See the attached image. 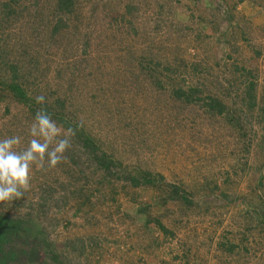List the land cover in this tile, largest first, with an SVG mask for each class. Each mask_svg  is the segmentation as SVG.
<instances>
[{
	"label": "rangeland",
	"instance_id": "obj_1",
	"mask_svg": "<svg viewBox=\"0 0 264 264\" xmlns=\"http://www.w3.org/2000/svg\"><path fill=\"white\" fill-rule=\"evenodd\" d=\"M60 1L0 0V139L76 129L0 264H264V0Z\"/></svg>",
	"mask_w": 264,
	"mask_h": 264
},
{
	"label": "clouds",
	"instance_id": "obj_2",
	"mask_svg": "<svg viewBox=\"0 0 264 264\" xmlns=\"http://www.w3.org/2000/svg\"><path fill=\"white\" fill-rule=\"evenodd\" d=\"M35 100L42 105L45 96L38 95ZM75 134L76 129H63L41 108L30 125L31 139L25 148H19L22 138L18 135L0 139V202L23 197L30 187L33 166L45 170L62 162Z\"/></svg>",
	"mask_w": 264,
	"mask_h": 264
},
{
	"label": "trees",
	"instance_id": "obj_3",
	"mask_svg": "<svg viewBox=\"0 0 264 264\" xmlns=\"http://www.w3.org/2000/svg\"><path fill=\"white\" fill-rule=\"evenodd\" d=\"M12 1V0H11ZM60 1V0H59ZM61 3H62V0L60 1ZM66 3V2H65ZM65 6V5H64ZM3 8H4V10H5V12H6V15H9V14H11L12 13V8H11V6H9L8 4H4V6H3ZM13 89H15V90H17L18 88L17 87H13ZM180 91V90H179ZM182 92V91H181ZM180 92V93H181ZM187 93L188 94H190L191 93V91H187ZM182 94H183V92H182ZM212 101V99H210V102ZM161 228V227H160Z\"/></svg>",
	"mask_w": 264,
	"mask_h": 264
}]
</instances>
